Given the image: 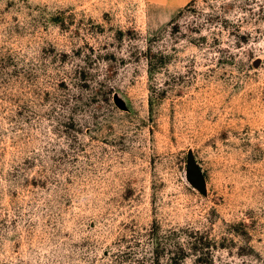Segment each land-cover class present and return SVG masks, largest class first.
Returning <instances> with one entry per match:
<instances>
[{
    "label": "rangeland",
    "instance_id": "1",
    "mask_svg": "<svg viewBox=\"0 0 264 264\" xmlns=\"http://www.w3.org/2000/svg\"><path fill=\"white\" fill-rule=\"evenodd\" d=\"M0 133V264H264V0H0Z\"/></svg>",
    "mask_w": 264,
    "mask_h": 264
},
{
    "label": "trees",
    "instance_id": "2",
    "mask_svg": "<svg viewBox=\"0 0 264 264\" xmlns=\"http://www.w3.org/2000/svg\"><path fill=\"white\" fill-rule=\"evenodd\" d=\"M2 136H3V134H1L0 133V143H2L1 142V139H2ZM2 147L0 146V149H1ZM1 150H3V149H1ZM31 158H25L24 159V166L26 167L27 165H30V163H32L33 161L32 160H30ZM52 178H53V183H55L56 184V180H55V178H54V176H52ZM43 182H45L43 179H37V180H30V185L31 186H41V185H43ZM30 203L31 202H28V209L27 210H29L28 211V216H27V228L29 229V231H31L30 229L33 227V223H32V221H31V219H30V210H31V206L32 205H30ZM55 215H56V213H55ZM30 219V220H29ZM2 221H3V219L0 217V228H1V226H2Z\"/></svg>",
    "mask_w": 264,
    "mask_h": 264
},
{
    "label": "water",
    "instance_id": "3",
    "mask_svg": "<svg viewBox=\"0 0 264 264\" xmlns=\"http://www.w3.org/2000/svg\"><path fill=\"white\" fill-rule=\"evenodd\" d=\"M187 177L191 182V184H193L196 187H199L201 182V177L197 169L192 165L191 159L188 160V164H187Z\"/></svg>",
    "mask_w": 264,
    "mask_h": 264
},
{
    "label": "crops",
    "instance_id": "4",
    "mask_svg": "<svg viewBox=\"0 0 264 264\" xmlns=\"http://www.w3.org/2000/svg\"><path fill=\"white\" fill-rule=\"evenodd\" d=\"M152 4L167 6L171 9L186 5L191 0H147Z\"/></svg>",
    "mask_w": 264,
    "mask_h": 264
}]
</instances>
